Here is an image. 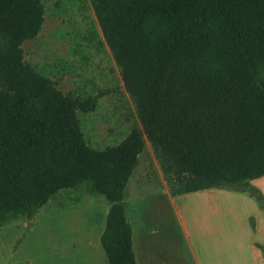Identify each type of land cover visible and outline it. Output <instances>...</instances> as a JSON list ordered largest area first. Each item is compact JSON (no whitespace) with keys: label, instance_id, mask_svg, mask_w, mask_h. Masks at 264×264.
<instances>
[{"label":"trees","instance_id":"16d2710c","mask_svg":"<svg viewBox=\"0 0 264 264\" xmlns=\"http://www.w3.org/2000/svg\"><path fill=\"white\" fill-rule=\"evenodd\" d=\"M142 128L97 149L78 112L98 94L64 93L24 59L45 20L42 0H0V226L33 218L64 189L111 202L108 264H140L127 186L146 138L173 195L210 187L263 194L264 0H92Z\"/></svg>","mask_w":264,"mask_h":264},{"label":"rangeland","instance_id":"374dc122","mask_svg":"<svg viewBox=\"0 0 264 264\" xmlns=\"http://www.w3.org/2000/svg\"><path fill=\"white\" fill-rule=\"evenodd\" d=\"M42 2L45 20L23 43L24 59L64 93L100 95L93 111L78 112L84 137L97 149L120 143L142 123L92 0ZM139 160L125 200L144 264H194L193 250L207 264L244 258V206L232 188L173 195L147 138ZM110 206L87 186L59 191L33 218L0 226V264H108L101 234Z\"/></svg>","mask_w":264,"mask_h":264},{"label":"crops","instance_id":"0c3cea01","mask_svg":"<svg viewBox=\"0 0 264 264\" xmlns=\"http://www.w3.org/2000/svg\"><path fill=\"white\" fill-rule=\"evenodd\" d=\"M251 183L261 190L263 194L262 201L255 199L247 192H240L233 190V193H231L232 200L234 201L237 198L239 204H243L244 206L243 219H244V225L247 230V233L244 234V240H243L244 244H243L242 254L244 255V258L242 260L236 261L235 256H233L232 259H227L226 262H222L218 264H264V175L252 179ZM216 191L218 190L215 189V187H210V188L197 190L194 192H196L197 194H202V193L208 194L209 192L214 193ZM170 196L171 199L173 200L171 194ZM235 215H237V213ZM134 242H135V236L133 232V249H134L135 257L140 264H144L142 262L143 261L142 258L138 256L135 250ZM192 252L195 258L194 264H207L199 260L194 250Z\"/></svg>","mask_w":264,"mask_h":264}]
</instances>
